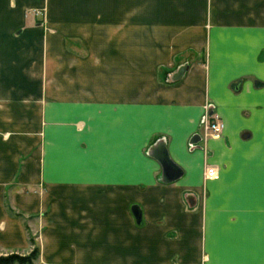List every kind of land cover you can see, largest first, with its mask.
Instances as JSON below:
<instances>
[{"label":"crops","instance_id":"0c3cea01","mask_svg":"<svg viewBox=\"0 0 264 264\" xmlns=\"http://www.w3.org/2000/svg\"><path fill=\"white\" fill-rule=\"evenodd\" d=\"M94 1L0 0V254L264 264V0ZM97 24L153 32L149 62L166 63L164 83L129 69L144 57L129 59L122 40L100 69L69 61L63 33ZM48 42L60 47L57 63H70L55 82ZM209 112L220 137H203ZM163 151L180 175L163 174ZM208 164L216 179L205 178Z\"/></svg>","mask_w":264,"mask_h":264},{"label":"rangeland","instance_id":"374dc122","mask_svg":"<svg viewBox=\"0 0 264 264\" xmlns=\"http://www.w3.org/2000/svg\"><path fill=\"white\" fill-rule=\"evenodd\" d=\"M89 0H53V6H61L64 8H72V7H78L79 5L84 7L88 6ZM95 4V5H94ZM91 6H104V0H95L93 3H91ZM73 16L71 15H65L64 18L70 19ZM57 16L55 15H49L48 21H47V34L49 38H56V29L55 27V21ZM71 23V22H69ZM94 28H90L86 30H72L71 27L67 31H65L64 39V55L70 56L69 61L71 60L72 56H78L80 60L82 61H91L89 63L90 67H96L97 69L103 67V60L104 56H110V55H118L120 50L124 49L123 47L120 48L118 44L120 43V40L127 42V54L129 55V59L135 58L136 55H143L144 59L142 63L136 64V63H129V69L134 70L135 66L138 65V67L142 66L143 71L145 72H156L158 74V79L161 83H164V76L166 72H168V68L164 65L166 63L159 64V67L156 66V68H152V66H155L152 64L151 61L152 55H153V47L151 46L152 43V35L153 32L151 31H135V30H127L122 31L116 30L115 28H109V26H103V25H93ZM60 34V33H59ZM162 34V32H160ZM53 38V39H54ZM50 42L55 43V39L51 40ZM48 42L50 46L53 48L48 52V67H49V77H51V81L55 82L56 80V67L61 68L64 66H67L70 63H62V62H56L57 58V51L60 50L59 46H55V44H51ZM109 45V46H107ZM55 46V47H54ZM164 51V54L162 51ZM157 51V50H156ZM169 48L161 47L160 48V54L161 55H168ZM149 58V59H148ZM184 59V55L181 54L177 55V61H181ZM87 63V62H86ZM77 67V70H83L84 66L87 65L83 62H77L73 64ZM79 66V68H78ZM89 71V70H88ZM79 73L76 71V74ZM84 73V72H83ZM85 74H81L83 76ZM77 82H79V79H77ZM81 85V84H80Z\"/></svg>","mask_w":264,"mask_h":264},{"label":"built area","instance_id":"2783aa9c","mask_svg":"<svg viewBox=\"0 0 264 264\" xmlns=\"http://www.w3.org/2000/svg\"><path fill=\"white\" fill-rule=\"evenodd\" d=\"M223 124L217 116L207 113V117L202 124V134L205 138H217L222 135ZM218 170L215 165L208 164L205 169L206 179H216Z\"/></svg>","mask_w":264,"mask_h":264},{"label":"trees","instance_id":"16d2710c","mask_svg":"<svg viewBox=\"0 0 264 264\" xmlns=\"http://www.w3.org/2000/svg\"><path fill=\"white\" fill-rule=\"evenodd\" d=\"M38 257V249L34 247L28 253H6L0 254V264H34Z\"/></svg>","mask_w":264,"mask_h":264},{"label":"water","instance_id":"95a60500","mask_svg":"<svg viewBox=\"0 0 264 264\" xmlns=\"http://www.w3.org/2000/svg\"><path fill=\"white\" fill-rule=\"evenodd\" d=\"M187 67V64L185 66V68ZM183 70L180 69L179 70V76H181ZM257 84H260L259 82H257ZM208 114H211V112H209ZM193 139H199V137H194ZM197 141V140H196ZM160 164L162 166L163 169V174L166 175V177H171L170 175L173 174L175 176L180 175L181 174V169L175 165L171 159L169 158V156L167 155V153L165 151L161 152L160 154L157 155Z\"/></svg>","mask_w":264,"mask_h":264}]
</instances>
